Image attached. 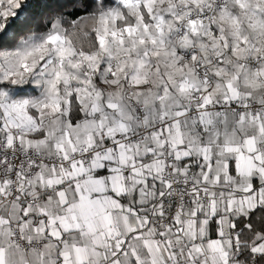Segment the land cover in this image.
Instances as JSON below:
<instances>
[{"label": "snow or ice", "instance_id": "snow-or-ice-1", "mask_svg": "<svg viewBox=\"0 0 264 264\" xmlns=\"http://www.w3.org/2000/svg\"><path fill=\"white\" fill-rule=\"evenodd\" d=\"M0 264H264V0H0Z\"/></svg>", "mask_w": 264, "mask_h": 264}]
</instances>
